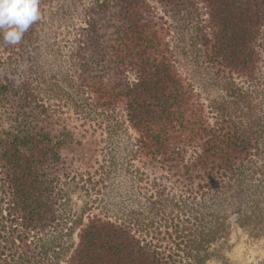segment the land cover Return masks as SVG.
I'll list each match as a JSON object with an SVG mask.
<instances>
[{"label": "trees", "instance_id": "1", "mask_svg": "<svg viewBox=\"0 0 264 264\" xmlns=\"http://www.w3.org/2000/svg\"><path fill=\"white\" fill-rule=\"evenodd\" d=\"M86 1L62 63L42 42L56 0L18 44L0 37V264H230L233 225L264 240V0ZM181 8L194 76L167 40ZM122 126L126 203L75 216L64 153Z\"/></svg>", "mask_w": 264, "mask_h": 264}, {"label": "rangeland", "instance_id": "2", "mask_svg": "<svg viewBox=\"0 0 264 264\" xmlns=\"http://www.w3.org/2000/svg\"><path fill=\"white\" fill-rule=\"evenodd\" d=\"M87 3L86 0H56L55 2L56 5L51 11V18L48 19L49 23L43 33L42 42L46 46L51 45L53 50L60 51L57 52V54L61 53L60 63L63 60L66 61L64 55L73 41V27L80 24L81 6ZM184 10L181 8L169 11L165 16L162 15L169 30L167 40L175 52V60L180 63L187 75L194 76L193 68L191 69V65H188L186 61L192 54L190 46L194 38L193 24L188 18H194V14L191 10ZM3 58L4 55L0 54V61ZM50 64L48 62V66ZM60 66L53 68L55 72L53 75L61 74ZM195 75L199 81V84H196L197 92L204 100L212 103L215 91L210 90L214 88L205 86L203 89L202 79L198 74ZM83 137L81 148L67 150L64 153L65 157L73 161L77 172V176L74 175L67 182V187H64L69 208L72 210L70 212L75 216L89 212L97 214L115 212L126 203V197L129 196L133 185L131 182L133 165L127 166L126 160L134 134L126 126H122L118 132H111L108 135L87 132ZM218 250L230 264H264V240L248 236L245 230L235 225L232 226L229 237ZM209 264L218 263L216 259H213Z\"/></svg>", "mask_w": 264, "mask_h": 264}, {"label": "clouds", "instance_id": "3", "mask_svg": "<svg viewBox=\"0 0 264 264\" xmlns=\"http://www.w3.org/2000/svg\"><path fill=\"white\" fill-rule=\"evenodd\" d=\"M40 0H0V37L18 44L28 28L40 19Z\"/></svg>", "mask_w": 264, "mask_h": 264}]
</instances>
